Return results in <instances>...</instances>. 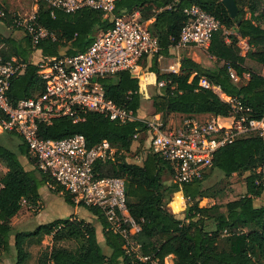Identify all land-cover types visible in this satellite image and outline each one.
<instances>
[{
  "label": "trees",
  "instance_id": "obj_1",
  "mask_svg": "<svg viewBox=\"0 0 264 264\" xmlns=\"http://www.w3.org/2000/svg\"><path fill=\"white\" fill-rule=\"evenodd\" d=\"M240 1L235 0L238 13L235 18H231L221 0H114L112 12L115 15L127 16L138 11L142 20L152 19L148 26L159 40V54L162 56L169 55L170 47L177 41L182 26L189 18L185 8L198 5L213 14L221 24L207 48V52L215 58L214 66H204L190 56L182 55L178 72H170L159 69L157 55L143 59V67L147 60L150 62L146 71L156 74V82H165L159 92L151 96L153 114L160 113L164 119L170 113L185 117L207 113L228 115V104L212 88L199 85V80L204 77L226 95L241 99L250 107V116L264 117V74L243 65L244 58L239 55L237 46L238 36L247 37L250 45L254 46L248 55L264 66V28L251 18H244ZM247 1L251 2L248 7L253 13L254 3L258 0ZM1 11L0 20L12 26L14 17L3 9L0 2ZM35 21L52 32L54 38H45L35 46L25 31V43L20 46L14 39L0 38L3 45L8 40L14 46V51L9 54L1 51L4 58L19 56L27 62L24 72L10 80L7 96L12 104L35 96L43 88V82L37 74V64L27 61L28 53L37 50L43 57L75 54L85 50L97 33L112 26L109 18L99 9L85 6L72 12L57 8L52 11L43 1L38 4ZM232 27L235 34L224 32ZM227 63L240 75L244 71L249 72V78L244 82H233L228 75ZM99 81L107 98L137 114L141 102L140 79L137 76L129 70H121L114 75L101 77ZM4 116L0 109V118ZM147 129L141 119L119 123L99 112L90 111L80 121L59 116L49 124L39 123L37 131L45 139H61L81 133L88 147L106 139L117 149L114 160L100 162L97 168L100 175L125 177L127 206L140 224L137 240L142 250L156 257L159 263L172 255V264H264V202H255V198L264 192L261 186L255 184V170L262 162L264 153L261 137L251 135L236 139L213 155L211 169H217L225 176L247 173L244 194L224 205L214 203L200 206V183L206 176L203 175L201 179L181 186L188 202L183 218H179L171 211L176 209V195L168 206L170 194L179 188L165 186L162 181L164 169L170 173L166 161L153 151L143 153L140 162L126 159L125 155L132 151L135 136ZM21 140L19 153L30 156L25 142ZM0 161L7 168L0 178V262L2 251L7 249L11 237L16 250L14 264H28L30 253L25 245L40 243L44 236L49 235L51 244L39 250L36 264H148L132 260L124 253L121 238L106 230L105 219L95 206L83 205L99 218L108 254L102 250L95 226L83 218L70 215L33 227L13 228L10 222L23 209L22 200L29 205H36L40 200V187L47 186L51 178L38 169L32 157L34 168L26 169L18 152L2 144ZM56 191L63 194L67 203L76 204L66 191L60 188ZM66 240L73 241L74 246L60 244Z\"/></svg>",
  "mask_w": 264,
  "mask_h": 264
},
{
  "label": "built area",
  "instance_id": "obj_2",
  "mask_svg": "<svg viewBox=\"0 0 264 264\" xmlns=\"http://www.w3.org/2000/svg\"><path fill=\"white\" fill-rule=\"evenodd\" d=\"M31 1L34 13L28 18L14 17L12 26L23 28L33 46L45 38H54L52 32L35 21L41 1L52 11L57 8L72 12L85 6L99 9L109 18L112 26L97 33L83 51L46 57L40 54L36 64L43 88L35 96L21 99L16 104L10 103L7 90L10 80L24 72L27 62L19 56L4 58L0 47V109L5 114L0 118V133L12 132L23 139L38 169L51 178L48 188H60L76 204L100 209L106 230L121 238L124 253L132 260L166 264L168 256L163 263H159L156 257L142 250L137 240L140 224L127 206L125 177L100 175L97 168L100 162L114 160L117 149L106 139L88 147L81 133L61 139L41 138L37 131L39 123L49 124L59 116L80 121L90 111L99 112L119 123L141 119L148 128V146L144 154L147 151L157 152L170 168L171 181L181 191L183 184L201 179L211 169L213 155L221 147L251 135H258L264 143V117L250 116V107L241 99L226 95L202 77L199 85L212 88L228 104L229 114L221 116L225 122H219L220 115L213 114L207 118L184 117L175 125L169 117L164 119L160 113L141 118L107 98L99 79L121 70H129L138 77L144 58L157 55L160 59L159 40L148 26L152 19L142 20L138 11L117 16L112 12L114 0ZM184 11L189 18L171 48L180 50L195 46L207 50L214 33L221 27L219 20L198 5H191ZM225 39L228 41L227 37ZM226 65L233 82L240 83L249 78V72L244 71L240 75L229 63ZM165 70L178 72L177 63H170ZM164 84V81L156 82L159 88ZM6 169L4 162L0 161V178ZM255 173V184L264 190V153Z\"/></svg>",
  "mask_w": 264,
  "mask_h": 264
},
{
  "label": "rangeland",
  "instance_id": "obj_3",
  "mask_svg": "<svg viewBox=\"0 0 264 264\" xmlns=\"http://www.w3.org/2000/svg\"><path fill=\"white\" fill-rule=\"evenodd\" d=\"M0 2L2 3L3 9H5L13 17L28 18L35 11L33 7V2L31 0H0ZM240 5L241 8L244 9L245 17L251 18L262 28H264V0H258L254 3L255 10L253 11V13L250 11V8L248 7L249 5H251L250 1L241 0ZM224 32L226 34H235V29L232 27L229 29H225ZM25 35L26 34L23 28L21 27L19 28L16 26H8L2 20H0V38L2 39L11 38L14 39L17 45H23L25 43ZM237 46L239 48V55L244 58L243 65L250 70L264 74V68L248 55L249 51L254 49V46L250 45L248 38L238 36ZM0 47H1V51H4L6 54H9L14 51L13 44H11V42L8 40H5V44L0 45ZM197 50L200 52V54H202L203 60L201 61V63L204 66L211 67L216 64V61L212 57L206 55L207 50H204L202 48H197ZM38 52L36 50H33L30 53H28L27 61L36 63L39 57ZM171 56L175 57V53L172 54ZM171 56L169 55L161 56L160 59L158 60V67L161 71H166L165 67H167L170 63L174 62V59L173 60L169 59ZM149 63H150L149 61L144 63V67L142 71H146V69L149 66ZM140 78H141V83H140L141 102L139 107L140 109L139 112L137 111V114H139L140 115L139 117L141 118H148L153 113V109H151L152 106L150 105L149 99L151 98L152 95L157 93L160 90V88L156 86V83L155 84L152 83L146 89L145 77L141 76ZM210 115L211 114L208 113L198 114V115H194V117L207 118L210 117ZM185 116L186 115H182L179 113H170L169 121H172L173 124L175 125L178 124ZM219 122H225V119L221 118ZM147 138L148 137L146 132H140L135 136V139L132 142L133 150L125 155L127 160H131L134 158L138 159L142 157L144 150L148 146ZM0 144L8 147L13 151H17L19 154V159L26 169L34 168L31 162V157L19 153L20 152L19 144H22V140L18 134L12 132H1ZM204 175L206 176H204L201 179V183H200V190L202 195L198 198L200 206H209L214 203L224 205V203H226L227 201L238 198L239 196L245 193V176L247 175L246 172L232 173L229 176H225L222 172L213 168V169H209ZM170 176L171 175L169 171L167 169H164L162 173L163 184L165 186H174L175 188H179L176 191L180 190V187L171 181ZM40 190L43 201L38 202L36 205H29L26 202H23L21 205V208L23 209L11 219L10 224L13 228L23 229L25 227L27 228V227L35 226L36 222L31 221L33 219L31 216L32 214L38 215L39 213L43 214V216L44 214H49L50 217H54L58 215L67 216L69 213H73L75 210V212L79 216L91 217L90 215L92 213H90L83 205L80 204L71 205L67 203L64 199L63 194L59 193L55 189H50L47 186H42L40 187ZM175 195L176 194L173 193L170 194V201L168 202V206L173 201ZM181 195L183 198L176 196L177 199L175 200L176 209L181 208V206L183 205L182 203H184L182 211L180 213L175 214V216L179 218H183L184 208L186 207L188 202V199L183 195V193H181ZM263 199H264L263 197H257L255 198V202L259 203ZM74 206L77 207L75 208ZM222 209H224V207H222ZM42 220H43L41 221L42 223L46 222L44 221V217ZM90 223L94 224L98 241L102 247V250L106 253L105 250L106 245L105 242L102 240L103 229L99 221V218L92 214V221ZM50 244H51V237L49 235L44 236L40 243L26 244L25 248L30 253L27 263L36 264V259L39 250ZM60 244L68 247L74 246L73 241H67V240L61 241ZM15 258H16V250L14 247L13 238L11 237L7 249L2 251L0 264H14ZM166 264H168V262H166Z\"/></svg>",
  "mask_w": 264,
  "mask_h": 264
},
{
  "label": "crops",
  "instance_id": "obj_4",
  "mask_svg": "<svg viewBox=\"0 0 264 264\" xmlns=\"http://www.w3.org/2000/svg\"><path fill=\"white\" fill-rule=\"evenodd\" d=\"M238 8V7H237ZM237 16V15H236ZM244 18H247V17H245L244 16ZM7 27V26H6ZM8 28V27H7ZM0 45H3L1 42H0ZM20 46V45H19ZM189 49V50H188ZM184 51V52H183ZM190 51V52H189ZM38 52V51H37ZM175 53V57H173V56H171L172 54H174ZM185 53H187V54H185ZM206 55H208L209 57H212L214 60H215V58L213 57V56H211L210 54H208V52L206 51ZM38 54L40 55V53L38 52ZM182 55H187V56H190L192 59H194L195 61H197V62H200L201 63V61L203 60V57H202V54H200V52L197 50V47H195V46H190V47H188V48H186V49H180V50H175V49H173V48H171L170 47V49H169V56H171L169 59H174V62H176L177 63V66H178V70H179V65H180V57L182 56ZM159 60V59H158ZM148 61V60H147ZM173 63V62H172ZM259 64V63H258ZM262 66V65H261ZM263 68H264V66H262ZM165 69H166V67H165ZM142 70H143V67H142ZM140 71L139 72V74H138V78L140 79V83H141V76H144L145 77V79H146V89L153 83V84H155L156 83V74L154 73V72H152V71ZM253 71V70H252ZM256 72V71H255ZM145 89V90H146ZM140 90H141V85H140ZM159 92V91H158ZM150 100V105H151V98L149 99ZM140 109V108H139ZM139 109L137 110L138 112H139ZM152 109V108H151ZM153 114V113H152ZM151 114V115H152ZM139 115V114H138ZM140 116V115H139ZM220 119L222 118L221 116L219 117ZM131 150H133V144H132V148H131ZM142 160V158L140 157V158H138V159H131V160H128V161H131V162H140ZM59 193H61V192H59ZM181 193H183L182 191H181ZM181 193H180V191H176V192H174L173 194H176V196H179V197H181V198H183L182 197V195H181ZM260 197H263L264 198V195L262 194ZM184 200V199H183ZM43 200H42V194H41V190H40V200H39V202H42ZM184 202V201H183ZM262 202H264V199L263 200H261L259 203H262ZM183 205L181 206V208H179V209H171V211L173 212V213H175V214H177V213H180L181 211H182V209H183V206H184V203H182ZM75 208L77 207V206H74ZM170 208V207H169ZM176 211V212H175ZM70 215H73V216H75V217H77V218H83V219H85L86 221H88V222H91L92 221V214L90 215L91 217H84V216H79L76 212H75V210H74V212L73 213H69L67 216H70ZM67 216H64V215H58V216H54V217H50L49 216V214H44V216H43V214H38V215H33L32 214V220L31 221H33V222H36V224H38V223H42L41 221H43L42 219H43V217H44V221H46V222H49V221H51V220H53V219H55V218H60V217H67ZM42 217V218H41ZM94 225V224H93ZM103 241H104V237H103V239H102ZM106 254H108L109 253V249H108V247L106 246ZM105 253V252H104ZM172 258H173V256L172 255H169L168 257H167V262H168V264H172ZM169 259V260H168ZM117 264H124L123 262H119V263H117Z\"/></svg>",
  "mask_w": 264,
  "mask_h": 264
},
{
  "label": "water",
  "instance_id": "obj_5",
  "mask_svg": "<svg viewBox=\"0 0 264 264\" xmlns=\"http://www.w3.org/2000/svg\"><path fill=\"white\" fill-rule=\"evenodd\" d=\"M225 8L227 9L229 15L231 18H235L238 13L237 4L235 3V0H221ZM239 20H237L236 23H238Z\"/></svg>",
  "mask_w": 264,
  "mask_h": 264
}]
</instances>
